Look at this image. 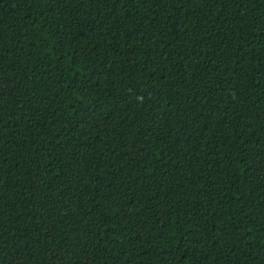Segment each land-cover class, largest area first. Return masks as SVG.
<instances>
[{
  "label": "trees",
  "instance_id": "trees-1",
  "mask_svg": "<svg viewBox=\"0 0 264 264\" xmlns=\"http://www.w3.org/2000/svg\"><path fill=\"white\" fill-rule=\"evenodd\" d=\"M0 264H264V0H0Z\"/></svg>",
  "mask_w": 264,
  "mask_h": 264
}]
</instances>
